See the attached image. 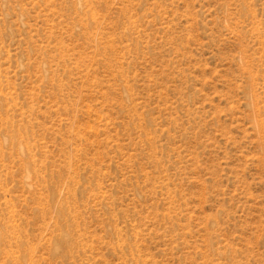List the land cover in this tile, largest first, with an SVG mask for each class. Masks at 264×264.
Returning <instances> with one entry per match:
<instances>
[{"label": "rangeland", "instance_id": "374dc122", "mask_svg": "<svg viewBox=\"0 0 264 264\" xmlns=\"http://www.w3.org/2000/svg\"><path fill=\"white\" fill-rule=\"evenodd\" d=\"M0 264H264V0H0Z\"/></svg>", "mask_w": 264, "mask_h": 264}]
</instances>
